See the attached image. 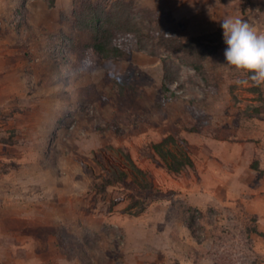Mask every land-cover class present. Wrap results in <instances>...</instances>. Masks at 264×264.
Segmentation results:
<instances>
[{
  "label": "rangeland",
  "instance_id": "obj_1",
  "mask_svg": "<svg viewBox=\"0 0 264 264\" xmlns=\"http://www.w3.org/2000/svg\"><path fill=\"white\" fill-rule=\"evenodd\" d=\"M89 1L202 36L184 53L201 71L172 57L166 80V50L132 47L77 73L63 42L90 41ZM237 16L264 32V0H0V264H264V84L237 85L251 74L224 58L220 25ZM168 135L193 167L153 153ZM113 167L127 176L103 187Z\"/></svg>",
  "mask_w": 264,
  "mask_h": 264
},
{
  "label": "trees",
  "instance_id": "obj_2",
  "mask_svg": "<svg viewBox=\"0 0 264 264\" xmlns=\"http://www.w3.org/2000/svg\"><path fill=\"white\" fill-rule=\"evenodd\" d=\"M119 5L121 6L117 1L112 5V8L113 6ZM84 10V12L78 15L77 24L82 31L89 33L90 41L83 42L84 45L80 48L77 46V39L75 38H66V41L64 40L65 42H63L64 44L66 43L68 51L74 53L73 65H75L77 73L87 71L92 67L91 55L99 59H127L130 57L132 47L146 51L151 55L157 53L158 48L166 50L167 56L162 59L165 67V74L163 77L166 80L175 78V75L167 70L168 63L173 61L172 57H176L181 62L190 64L192 67L196 68L197 71H201V66L194 63L192 60L187 61L184 53H189L192 47L204 45L207 40L204 41L202 36L185 37L184 35H173L166 31L154 34L152 27L140 26L134 23V18H132L133 16L130 15V12L124 15L125 11L122 9L121 15L118 13L116 21V17L113 15L115 10H106L103 6L96 8L90 1L84 7ZM62 41L63 40H61L59 44L62 43ZM59 44L55 45L56 55L60 50ZM112 88L116 90L117 86H113L112 84ZM162 90L164 91V96H166L169 88L165 83L162 84ZM170 94L172 95L173 93ZM175 142L176 139L172 135H168L161 141L152 143L151 149L153 153L158 155L162 160L168 171L178 174L187 167H193V161L184 152L178 154L167 147L169 143ZM126 157L130 164L131 179L140 189V193L146 194L147 192L153 191L154 186L147 172L136 166L128 155ZM111 176V178L105 179L103 187L111 185L114 181H124L127 173L119 170L117 167H113L111 169ZM132 203L136 204L138 201L133 200ZM143 209L144 203L138 208L136 214L140 213Z\"/></svg>",
  "mask_w": 264,
  "mask_h": 264
},
{
  "label": "clouds",
  "instance_id": "obj_3",
  "mask_svg": "<svg viewBox=\"0 0 264 264\" xmlns=\"http://www.w3.org/2000/svg\"><path fill=\"white\" fill-rule=\"evenodd\" d=\"M224 58L228 65L251 75L247 79H237V85L255 86L264 84V32H258L241 17H228L222 20Z\"/></svg>",
  "mask_w": 264,
  "mask_h": 264
},
{
  "label": "crops",
  "instance_id": "obj_4",
  "mask_svg": "<svg viewBox=\"0 0 264 264\" xmlns=\"http://www.w3.org/2000/svg\"><path fill=\"white\" fill-rule=\"evenodd\" d=\"M23 89V86H22ZM0 95H5V91L4 89L0 86ZM1 149V148H0ZM36 167V166H35Z\"/></svg>",
  "mask_w": 264,
  "mask_h": 264
}]
</instances>
